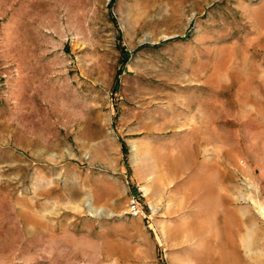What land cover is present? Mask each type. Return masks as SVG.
Here are the masks:
<instances>
[{
	"label": "rangeland",
	"instance_id": "1",
	"mask_svg": "<svg viewBox=\"0 0 264 264\" xmlns=\"http://www.w3.org/2000/svg\"><path fill=\"white\" fill-rule=\"evenodd\" d=\"M0 264H264V0H0Z\"/></svg>",
	"mask_w": 264,
	"mask_h": 264
},
{
	"label": "built area",
	"instance_id": "2",
	"mask_svg": "<svg viewBox=\"0 0 264 264\" xmlns=\"http://www.w3.org/2000/svg\"><path fill=\"white\" fill-rule=\"evenodd\" d=\"M130 208L132 209V210H134L135 209V203H134V200H133V198L132 199H130Z\"/></svg>",
	"mask_w": 264,
	"mask_h": 264
}]
</instances>
